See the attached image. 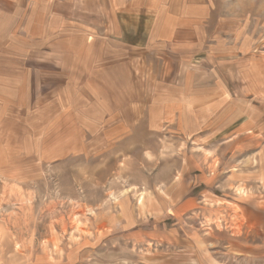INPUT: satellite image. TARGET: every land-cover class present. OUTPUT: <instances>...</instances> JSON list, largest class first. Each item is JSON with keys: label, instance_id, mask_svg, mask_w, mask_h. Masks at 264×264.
<instances>
[{"label": "rangeland", "instance_id": "rangeland-1", "mask_svg": "<svg viewBox=\"0 0 264 264\" xmlns=\"http://www.w3.org/2000/svg\"><path fill=\"white\" fill-rule=\"evenodd\" d=\"M21 1L66 81L0 89V264H264V0L165 3L171 67L165 0Z\"/></svg>", "mask_w": 264, "mask_h": 264}, {"label": "crops", "instance_id": "crops-1", "mask_svg": "<svg viewBox=\"0 0 264 264\" xmlns=\"http://www.w3.org/2000/svg\"><path fill=\"white\" fill-rule=\"evenodd\" d=\"M178 1L181 0H165L163 2L160 1L158 7L159 12L156 13L144 11L146 14L150 15L149 21L151 19V21L155 22L154 28L150 32L146 40L155 43V46L152 47V49H155L154 51H156L157 48L161 47L160 50H157L161 53L160 55L158 53L159 59L161 63H165L167 66L169 65L170 67L172 66V61L171 59L164 61V58H167L169 54H166L165 56V54L163 53L164 51L162 49V43H175V47L172 49L173 51H176V43L178 42L180 43L179 46L184 49L190 47L188 42L191 38L190 33L186 34V32H183V34H180V38L182 40L179 41L177 40V36L180 32L178 33L176 31V28H172L175 26V24L170 25L168 28L165 27L168 23L163 24L160 22L159 19L161 16L159 15L160 9L161 7H165V3L168 7L167 13L172 15L169 18L170 20L174 21L176 20V18L179 20L184 19L182 17H177L180 16L178 14H180L181 8L185 6L184 5L181 7V2ZM22 3L23 1L21 0H0V89L9 88L14 90L32 88L31 82L33 81L34 73L37 76V81L40 78V82L42 83L55 84L61 82L62 80L66 81L65 77L61 78L60 76L62 73H65V68H58L59 76H57L56 74L57 65L60 67L61 62L65 63L66 56L64 54L63 56L57 54L55 50V43L54 41L50 40L49 37L47 38L46 42L47 46L43 49L39 48V33L33 32V27H31V24H29L28 26L26 25L25 27L23 17H20V15L23 16L24 12V4ZM187 12H189L188 8ZM195 15L203 17V14L201 15L199 11ZM152 16L154 17V20H152ZM34 29L37 30V28ZM135 33H138V31L134 32L126 29V32L122 34L121 39H118L116 42L119 45L120 43H122L123 45H125L126 47L128 46L129 48L123 46L125 48L123 53L119 52L118 55L114 54L115 56L112 54V59L114 63L123 62L126 64L122 66L128 67L126 69L127 71H124L126 73L124 77L125 82L130 81V78L127 76V73L130 71V65L133 63V59L135 58L133 49L135 45L138 44L136 43L137 41L134 36ZM140 34L144 35L143 30L139 31L138 35ZM157 40L161 42L159 45L157 44ZM25 41H28V43H25ZM50 41L53 42L52 46H50L49 44ZM149 42H146L147 45L149 44ZM158 55L156 53L155 56L158 57ZM45 68H47V70H45ZM117 72L118 68H115L113 78L109 77L108 79H111L113 81V79L117 78ZM115 80L119 81V79ZM17 96L18 95H16V97ZM15 104H17V102H15Z\"/></svg>", "mask_w": 264, "mask_h": 264}]
</instances>
